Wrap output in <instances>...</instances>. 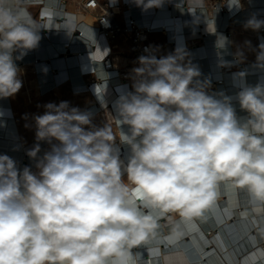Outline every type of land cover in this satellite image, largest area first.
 I'll return each instance as SVG.
<instances>
[{
    "label": "clouds",
    "instance_id": "clouds-1",
    "mask_svg": "<svg viewBox=\"0 0 264 264\" xmlns=\"http://www.w3.org/2000/svg\"><path fill=\"white\" fill-rule=\"evenodd\" d=\"M132 3L147 11L166 0ZM27 4L0 0V98L19 92L17 61L42 39ZM262 27L255 16L244 24ZM158 50L137 58L133 91L119 95L102 127L68 101L45 104L32 117L36 143L26 153L36 171L0 154V264H138L134 250L161 235L163 220L171 242L156 264H192L176 220L207 221L222 186L243 192L249 214L264 217V83L236 94L248 114L241 118L231 96L209 91L185 48L160 58ZM255 67L264 70V43ZM117 139L130 149L126 161ZM40 142L50 146L43 155Z\"/></svg>",
    "mask_w": 264,
    "mask_h": 264
},
{
    "label": "bare ground",
    "instance_id": "bare-ground-1",
    "mask_svg": "<svg viewBox=\"0 0 264 264\" xmlns=\"http://www.w3.org/2000/svg\"><path fill=\"white\" fill-rule=\"evenodd\" d=\"M195 1H199V5L209 7L207 19H204L202 14L199 17V14L192 10L195 6L192 2ZM195 1H190L188 6L186 5L187 12L179 9L177 5H166L165 3L162 7L153 9L154 14L151 19H148L147 13L140 7H136L134 3L129 5L127 10L139 14L138 23L140 25L153 28L163 27L162 46L170 47L171 53L177 47L185 48L190 54L189 59L192 64L200 70L201 79L211 80L209 91L211 93L222 92L231 96L238 116L246 118L248 114L239 108L236 94L244 86H254L258 82L264 83V70L255 67L256 60L240 62L237 55L233 53L229 35L225 33L230 31L229 34H232L238 29L241 33L250 31L249 34L252 33L251 35L256 39L258 51L261 42L257 39L256 31L245 29L243 26H235L234 18L232 21L229 20V16L233 15L236 10H240L241 13L245 12L247 4L240 3L242 7L224 9L220 18L219 6H215L218 0ZM259 2L264 5V0H259ZM212 5L215 7L213 8ZM69 8L71 9L68 10L73 12L71 5ZM66 12H57L56 17H60L61 20ZM142 12H144L143 15H141ZM234 15L236 19L237 14ZM75 19L76 21L82 19L83 21L88 19L94 21L90 13L75 14ZM60 20H55L53 16L40 20L41 29L45 30H40L42 39L39 47L29 52L22 60L17 61L18 66L23 69L21 77L26 79V68L32 71L33 85L38 95H46L64 87L76 96L85 95L82 98L85 100H82L81 107L78 108L81 111H91L94 113V118L99 116L108 122L107 114L115 115L113 107L115 100L124 92L133 91L132 86L131 84L127 86L124 81L115 79L117 69L103 73L94 65L97 63L94 59H99L101 56L99 50L101 44L103 45V36H96L94 33L90 34L91 37L83 35L78 31L76 24H62ZM189 28L192 31L185 33V30ZM69 29H72L73 35L69 34ZM46 30L47 36L44 34ZM114 42L117 48L114 50L113 58L117 68L124 65L127 59L122 51L125 43L118 38L114 39ZM90 43L94 44L91 52H89ZM157 48L159 53L167 55L158 43ZM224 51H232L233 59L223 61L221 58ZM222 64L226 66H221ZM239 72L245 73L243 79L236 76ZM85 89L87 91L82 92ZM6 121L8 124L5 128ZM33 128L36 130L35 126ZM113 129L118 131V126L113 124ZM122 130L126 133L127 126H122ZM35 143V136H24L21 133L11 97L0 98V154H7L16 160L20 169L32 164L31 167L35 171L34 162L26 154ZM40 143L41 153L39 155H43V152L48 150V144ZM116 143L121 150V159L126 161L130 155L129 147L120 144L119 139ZM21 156L28 157L23 164L19 162ZM216 207L219 209L218 214H213L210 210L207 221L183 222L178 218L176 220L179 228L184 232L182 246L191 256L192 264H245L246 260L248 264H264V256L261 255L264 252V217L249 214L246 195L222 186ZM218 218L223 222H218ZM161 223V235L148 245L134 250L138 253V264H156L158 256L156 253L169 247L166 236L171 225L166 220Z\"/></svg>",
    "mask_w": 264,
    "mask_h": 264
},
{
    "label": "built area",
    "instance_id": "built-area-1",
    "mask_svg": "<svg viewBox=\"0 0 264 264\" xmlns=\"http://www.w3.org/2000/svg\"><path fill=\"white\" fill-rule=\"evenodd\" d=\"M190 1L195 0H166V5H177L179 6V9H184L185 12H187L186 9ZM240 3L247 4V9L242 13L240 12V10H236L233 15L229 16L230 21H232V18H234L233 22L235 26L244 27L245 22L252 16H255L259 20H264V9H262L264 5L260 4L259 0H240ZM131 4L132 0H116V3L114 5L110 4L109 0H28L27 6H37V11L33 16L39 18L40 20L49 18L51 16H53L55 20H60V17H56V13L60 11H68L63 17H61L62 21L60 20V23H68L73 25L76 24V27L81 29L85 33L88 32L92 34L94 33V35L96 36H103V45L101 44L99 50L101 56L99 57V59H94L97 62L94 63V65L97 66L98 69H101L103 73H105L106 71H113L117 69L118 73L115 76V79L124 81L127 86H129L130 84L132 86V80L129 78V76L131 69L139 66L138 63H136L137 58L142 55H146L144 51L145 48L149 46L157 48V41L156 39H153L151 37V34L163 32L164 29L163 27L153 28L148 25H140L138 23L139 14L135 13V11L130 12L127 10L129 8V5ZM194 4L195 6L192 7V10L195 9L198 12L199 17L202 14L204 19H207L209 7L199 5V3ZM70 5L73 8V12H70V10H68ZM215 6H219L218 14L220 18L223 15L224 9L228 8V10H230L236 7L234 4L230 3V0H218ZM215 6L212 5L213 8ZM153 9L154 8L145 11L148 15V19H151L153 16ZM78 13H90L94 18L95 24L89 25L88 23L83 21V19L76 21L75 14ZM143 13L144 12H142L141 15H143ZM234 14H237L236 19ZM229 23L231 24V22ZM69 30V34L73 35L74 33L72 29ZM190 30V28L186 29L185 33L192 31ZM181 32L182 31H180V33ZM256 33L257 39H259L261 43H264V27L256 31ZM44 34L45 36L48 35L47 30L44 32ZM117 38L125 43L127 52L124 53V55L127 60L124 65L116 68L114 64L115 60L113 58V54L114 50H116L117 48V44L116 42H114V39ZM90 45L91 47L89 48V52H91L94 44L90 43ZM169 49L171 51L170 47ZM79 53L81 52L79 51ZM94 53L95 51L92 52V55ZM161 56L166 55L157 52V58H160ZM221 59L223 61L233 59L232 51H224L222 53ZM83 75L86 78V73H84ZM99 78L103 79V77ZM86 91L87 89L82 92Z\"/></svg>",
    "mask_w": 264,
    "mask_h": 264
},
{
    "label": "rangeland",
    "instance_id": "rangeland-1",
    "mask_svg": "<svg viewBox=\"0 0 264 264\" xmlns=\"http://www.w3.org/2000/svg\"><path fill=\"white\" fill-rule=\"evenodd\" d=\"M247 34L249 33L247 32ZM156 41L160 45V47L163 48L166 54H169L171 52L170 50L168 51L166 50L167 47L162 46L163 40L157 39ZM30 71L31 70L29 69H25V74L27 77H29ZM21 80H22L21 89L17 94H15L14 97H11V99L16 112V117L19 123L20 131L24 136H29V137L35 136L34 133L36 132V130L33 128L35 126V123L32 117L34 115L44 114L45 108L43 106L45 104L51 102L58 105L62 101H68L70 107L78 108L81 107L82 100H85L82 99L83 97H85V95L76 96V94L70 92L69 89L66 87L60 88L58 90H54L50 93H47L46 95H40V94L38 95L33 85V79H21ZM105 123H107V121L99 116L93 118V124H95L97 127H102L104 126ZM49 148L50 146L48 145L47 149L49 150ZM27 158L28 157L21 156V158L19 159L20 164H23V161L26 160ZM167 242L169 241L167 240Z\"/></svg>",
    "mask_w": 264,
    "mask_h": 264
},
{
    "label": "crops",
    "instance_id": "crops-1",
    "mask_svg": "<svg viewBox=\"0 0 264 264\" xmlns=\"http://www.w3.org/2000/svg\"><path fill=\"white\" fill-rule=\"evenodd\" d=\"M194 3H199V1H195L192 2ZM28 11L31 12L32 15H35L36 11H37V6L31 5V6H27ZM193 11L198 14L197 11H195V9H193ZM86 23H88L89 25H94V21L93 19H88L87 21H85ZM78 31L80 33H82L83 35H88L91 37V33L88 32H84L81 29L78 28ZM228 33H230V31H227L225 34L228 35ZM224 34V35H225ZM152 38L154 39H161L163 40V35L162 32H159L158 34H152L151 35ZM229 41H230V45H232V49H233V53L236 55L238 51L243 52V55L245 57V59L243 60V62L249 61V60H256V52H257V43H256V39L247 34V33H241L240 30H235L234 33L229 34ZM248 41L250 42V46L246 45L245 42ZM167 51L170 50L168 47L166 49ZM122 51L123 53L127 52L126 46H122ZM171 53V52H170ZM29 69V68H26ZM26 76V75H25ZM22 79V77H20ZM26 79H32V74L30 71V75L29 77L26 76Z\"/></svg>",
    "mask_w": 264,
    "mask_h": 264
},
{
    "label": "snow or ice",
    "instance_id": "snow-or-ice-1",
    "mask_svg": "<svg viewBox=\"0 0 264 264\" xmlns=\"http://www.w3.org/2000/svg\"><path fill=\"white\" fill-rule=\"evenodd\" d=\"M225 211H227V210H225ZM212 212H213V214H218L219 209L215 206V207H213ZM218 222L222 223L223 221H222V219L218 218ZM217 239H219V237H217ZM168 241L171 242L170 239ZM156 254H158V253H156ZM261 255L264 256V252H262ZM245 264H248L247 260L245 261Z\"/></svg>",
    "mask_w": 264,
    "mask_h": 264
},
{
    "label": "water",
    "instance_id": "water-1",
    "mask_svg": "<svg viewBox=\"0 0 264 264\" xmlns=\"http://www.w3.org/2000/svg\"><path fill=\"white\" fill-rule=\"evenodd\" d=\"M7 124H8V121H6V123H5V128L7 127ZM34 162V161H33ZM34 164V163H33ZM28 166H32V164H29Z\"/></svg>",
    "mask_w": 264,
    "mask_h": 264
}]
</instances>
